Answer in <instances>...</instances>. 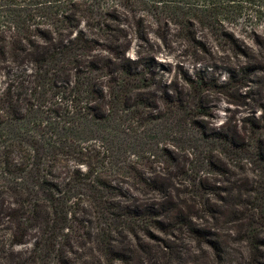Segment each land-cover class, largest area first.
Instances as JSON below:
<instances>
[{
    "label": "rangeland",
    "instance_id": "1",
    "mask_svg": "<svg viewBox=\"0 0 264 264\" xmlns=\"http://www.w3.org/2000/svg\"><path fill=\"white\" fill-rule=\"evenodd\" d=\"M89 1L101 15L103 30L91 28L89 32L84 19L77 30L96 41L98 62L103 58V65H109V59L137 69L150 63L162 85L142 90L138 99L150 107L137 106L136 115L120 112L108 123L94 125L80 120L78 133L65 138L62 128L71 130L72 126L46 112L53 102L47 98L44 105L33 107L32 117L2 125H11L17 133L16 148H10L13 164L26 167L37 185H53L61 191L60 199L79 205L90 201L82 184L97 180L93 171L102 173V179L116 189L114 194L119 190L142 201L148 196L140 197L135 185L142 178L176 188L182 196L191 192L192 179L203 180L209 205H219L226 189L239 190L252 202L264 196V73L257 69L258 65L264 69V0H251V4L243 0ZM33 74L26 62L9 74L0 70V92L15 77L28 87L26 81ZM103 75L98 78L102 85ZM165 93L180 102L173 106L164 102ZM204 106L208 116L200 114ZM142 115L148 118L138 124L134 119ZM155 117L160 120H150ZM246 119L258 120L260 130L251 131ZM0 133L4 134L0 142L13 139L5 130ZM215 133L228 139L237 136L252 146L230 149L225 142L208 141ZM253 136L261 141L260 146L251 141ZM1 151L0 143V156ZM198 153L212 159L200 164ZM15 181L24 183L25 179ZM67 186L72 189L64 193ZM11 201L12 196L0 190V204ZM3 223L0 242L7 247L10 241ZM261 231L263 237L264 228ZM36 235L30 230L26 243L14 251L28 252ZM42 256L44 264L49 263L50 253Z\"/></svg>",
    "mask_w": 264,
    "mask_h": 264
},
{
    "label": "trees",
    "instance_id": "2",
    "mask_svg": "<svg viewBox=\"0 0 264 264\" xmlns=\"http://www.w3.org/2000/svg\"><path fill=\"white\" fill-rule=\"evenodd\" d=\"M82 19L89 32L91 28L103 30L101 15L89 0H0V70L9 74L26 62L34 72L33 79L26 81L28 87L15 77L0 92V132L13 137L0 142V180L4 182L0 181V190L12 196L11 203L0 204V221L10 241L7 247L0 242V264H44L42 255L47 252V264H264V196L252 202L239 190L226 189L219 205H209L203 180L190 178L191 192L182 196L176 188L142 178L135 183L140 197L148 196L142 201L119 190L114 194L116 189L102 179V173L93 171L97 180L82 184L90 201L79 205L60 199L61 191L53 185H37L26 167L17 168L10 160L17 137L11 123L32 117L33 107L44 105L49 97L53 102L46 112L72 126L71 130L62 128L65 138L78 133L80 120L94 125L108 123L120 112L136 115L137 106L150 107L138 99L142 90L162 85L150 63L137 69L109 59V65H103V58L98 62L96 41L77 30ZM257 69L264 73L259 65ZM102 74L104 85L98 83ZM162 99L172 106L180 102L166 93ZM200 108V114L208 116L206 107ZM145 118L134 120L140 124ZM246 122L251 131L260 130L258 120ZM7 123L11 125L2 126ZM3 136L0 133V139ZM207 138L225 142L230 149L252 146L237 136L228 139L215 133ZM249 138L260 146L256 136ZM197 157L202 164L211 156L198 153ZM17 178L25 182L17 183ZM71 189L67 186L63 192ZM32 229L37 234L32 248L15 252Z\"/></svg>",
    "mask_w": 264,
    "mask_h": 264
}]
</instances>
